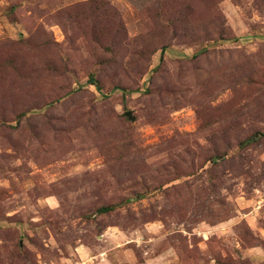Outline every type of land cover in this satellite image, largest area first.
Segmentation results:
<instances>
[{"label":"rangeland","instance_id":"rangeland-1","mask_svg":"<svg viewBox=\"0 0 264 264\" xmlns=\"http://www.w3.org/2000/svg\"><path fill=\"white\" fill-rule=\"evenodd\" d=\"M0 264H264V0H0Z\"/></svg>","mask_w":264,"mask_h":264},{"label":"water","instance_id":"water-1","mask_svg":"<svg viewBox=\"0 0 264 264\" xmlns=\"http://www.w3.org/2000/svg\"><path fill=\"white\" fill-rule=\"evenodd\" d=\"M125 115H127L129 118H133V114H132V111H127L125 112Z\"/></svg>","mask_w":264,"mask_h":264}]
</instances>
